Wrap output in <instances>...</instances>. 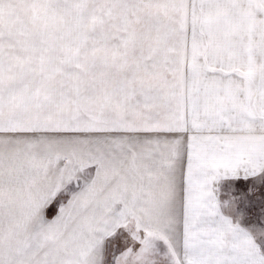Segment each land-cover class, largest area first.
Masks as SVG:
<instances>
[{
	"label": "snow or ice",
	"instance_id": "6c2138e0",
	"mask_svg": "<svg viewBox=\"0 0 264 264\" xmlns=\"http://www.w3.org/2000/svg\"><path fill=\"white\" fill-rule=\"evenodd\" d=\"M0 264H264V0H0Z\"/></svg>",
	"mask_w": 264,
	"mask_h": 264
}]
</instances>
